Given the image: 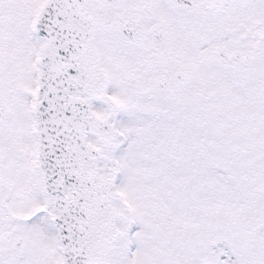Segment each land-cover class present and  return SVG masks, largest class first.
<instances>
[{
  "label": "snow or ice",
  "instance_id": "1",
  "mask_svg": "<svg viewBox=\"0 0 264 264\" xmlns=\"http://www.w3.org/2000/svg\"><path fill=\"white\" fill-rule=\"evenodd\" d=\"M0 264H264V0H0Z\"/></svg>",
  "mask_w": 264,
  "mask_h": 264
}]
</instances>
